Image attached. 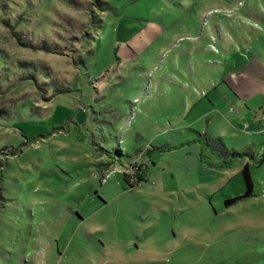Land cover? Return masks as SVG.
<instances>
[{"label": "rangeland", "instance_id": "obj_1", "mask_svg": "<svg viewBox=\"0 0 264 264\" xmlns=\"http://www.w3.org/2000/svg\"><path fill=\"white\" fill-rule=\"evenodd\" d=\"M202 1L0 0V264H264V0Z\"/></svg>", "mask_w": 264, "mask_h": 264}, {"label": "crops", "instance_id": "obj_2", "mask_svg": "<svg viewBox=\"0 0 264 264\" xmlns=\"http://www.w3.org/2000/svg\"><path fill=\"white\" fill-rule=\"evenodd\" d=\"M202 2H203L202 9L203 11H206L207 14L210 15L218 14L227 18H230L229 16H231L235 11H239L238 7L246 6L244 2L241 0H203ZM257 5L258 4L256 3L255 9H259L262 12V8L261 7L258 8L259 6L257 7ZM247 8L251 13L250 19H252V16H256V15H254L253 11L250 9L249 6ZM262 25H264V23H262ZM259 31L263 32V30H259ZM259 52H261L259 47L258 50L253 49V53L255 57L254 59H256L258 63V65H256V68L258 69V72L264 74V59H262ZM257 53L259 54L256 55ZM252 81H253V77H252Z\"/></svg>", "mask_w": 264, "mask_h": 264}, {"label": "trees", "instance_id": "obj_3", "mask_svg": "<svg viewBox=\"0 0 264 264\" xmlns=\"http://www.w3.org/2000/svg\"><path fill=\"white\" fill-rule=\"evenodd\" d=\"M209 141H211V140H208V142H207V144H208V146H210V147H212L213 149H219V150H225V147L223 146V143H221L220 141L218 142V141H212V142H209ZM233 155L234 156H236V157H241L240 156V154H239V152H237V151H235L234 153H233ZM242 173H243V175H244V177H245V181H246V183H247V187H248V189H247V193H246V196H251L252 195V193H253V179H252V177H251V172H250V168H249V165L248 164H246L245 165V167H244V169H243V171H242ZM126 175V174H125ZM126 176H128V175H126ZM126 178V181L130 184V186L131 187H135L134 186V183H131L128 179H127V177H125ZM140 179H142V178H140ZM238 199H235V200H233V201H231V202H235V201H237Z\"/></svg>", "mask_w": 264, "mask_h": 264}]
</instances>
